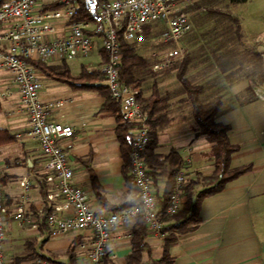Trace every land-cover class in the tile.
Here are the masks:
<instances>
[{
    "label": "crops",
    "instance_id": "obj_1",
    "mask_svg": "<svg viewBox=\"0 0 264 264\" xmlns=\"http://www.w3.org/2000/svg\"><path fill=\"white\" fill-rule=\"evenodd\" d=\"M193 9L190 21L195 12ZM225 17L226 29L220 30L214 37L218 43L211 46L208 42L207 49L203 48L195 54L202 55V58L195 64L190 61L184 76L193 84L205 86L202 96L207 100L217 96L221 98L222 106L216 120L229 125V139L236 145L230 166L249 168L228 181L221 191L203 198L198 222L189 230L176 233V240L169 247L172 264H264V99L256 97L249 89L253 84L264 86V41L261 40L264 22H257L255 28L241 22L243 31L239 32V26L235 24L239 18L236 15ZM228 18L234 23L231 24ZM249 28L255 35H251ZM242 43L245 49L240 48ZM186 50L189 51V48ZM188 51L187 56L192 59ZM54 63L51 64L58 65V62ZM179 66L153 71L154 74L147 78L149 82L142 86V97L150 96L154 82L159 93L168 96L165 116L158 118L154 152L168 154L177 150L184 161L180 170L185 172L189 182L198 174H211L214 160L211 144L197 134L193 106L178 78ZM253 79L261 83H255ZM9 83L10 75L0 70V87H10ZM42 83V99H66L51 113L50 119L77 127L69 161L75 181L88 190L95 210L110 212L132 204L136 191L129 187L123 174L125 161L116 136L115 117L112 111L101 108L105 100L103 92L97 88L74 87L45 73ZM101 83L106 85L104 80L98 84ZM217 87L225 89L216 93ZM0 107V127L15 136L14 141L0 146V182L4 200L11 211L15 210L22 200L21 180L33 175L27 211L34 212L41 205L47 189L42 179L44 156L37 142L22 140L15 135L28 128L27 117L19 108L18 95L13 93L9 98H0ZM153 181L156 193L162 195L165 179L158 177ZM130 225L113 230L114 237L120 238L113 239L109 250V258L114 264L128 262L133 237H127V234H133V226L129 228ZM164 232L162 237H157L147 228L145 242L148 249L143 251L138 264H153L162 256L167 234ZM75 239L79 243L83 237L74 232L51 235L42 223L34 228L27 223L10 221L4 238L7 264H30L39 256L22 257L31 253L44 254L58 264H70L67 249ZM74 251L72 257L76 261ZM102 264H106L105 261Z\"/></svg>",
    "mask_w": 264,
    "mask_h": 264
},
{
    "label": "built area",
    "instance_id": "obj_2",
    "mask_svg": "<svg viewBox=\"0 0 264 264\" xmlns=\"http://www.w3.org/2000/svg\"><path fill=\"white\" fill-rule=\"evenodd\" d=\"M194 0H11L0 6V70L10 75V87H0V98L18 95L20 111L27 117L28 128L16 133L22 140L37 142L44 160L42 179L46 194L36 211L28 212V191L33 175L21 180L22 200L15 210L5 203L0 182V264H7L4 248L10 221L32 227L44 224L51 235L74 232L83 240L74 248L78 264H102L109 255L113 230L142 218L148 230L157 237L165 232L156 186L148 173L144 150L151 140V126L139 102L138 90L120 79L122 40L141 44L148 27L162 21L163 29L156 37L160 53L153 71L175 65L185 57L182 38L191 31L190 13ZM100 42V63L97 68L110 92L118 101L124 119L133 127L130 133V174L138 190L136 200L110 212L93 207L87 189L75 181L69 161L74 146L76 125L50 119L65 98L44 100L41 97L43 72L33 62L51 64L88 55L96 41ZM264 64V53L262 54ZM256 97L264 99V86L254 84ZM188 178L183 170L175 176L173 191L166 207L175 214L185 199ZM133 234H127L132 237ZM30 264H58L37 257Z\"/></svg>",
    "mask_w": 264,
    "mask_h": 264
},
{
    "label": "trees",
    "instance_id": "obj_3",
    "mask_svg": "<svg viewBox=\"0 0 264 264\" xmlns=\"http://www.w3.org/2000/svg\"><path fill=\"white\" fill-rule=\"evenodd\" d=\"M9 1L10 0H0V6ZM229 1L230 3L236 4L247 0ZM196 5L199 6L195 0L193 7L195 8ZM211 12L216 13L217 9L213 10V8H209V13ZM237 22L238 21H236V23ZM237 30L241 32L239 27ZM217 40L218 39H216L214 45L218 43ZM121 53L122 59L119 65L120 79L130 87L138 90L137 98L143 105L148 122L151 126V140L144 150L148 173L153 180H157L158 177L165 179L164 193L162 195L157 194V196L161 208L160 214L165 222L162 229L166 231L167 234L164 237L162 256L153 261V264H172L173 259L169 253V247L175 242L176 233H183L198 222V212L203 198L221 191L228 181L237 177L248 169L249 166L231 168L230 160L233 152L236 150V145L231 143L229 139V125L216 120V116L222 106V100L219 96L212 100H207V98L202 96L205 91V86L203 84H193L188 77L184 76L187 66L191 61V58L187 56L186 52L185 57L180 64H178L180 65L178 69V78L186 92L187 99L193 106V115L198 124L197 134L203 136L211 144L214 170L209 175L198 174L195 178L190 179L185 186V201L182 207L175 214H167L166 207L169 203V196L173 191L175 176L184 162L177 150H172L168 154H157L154 152L157 146L158 118L165 116V109H167L169 105L168 96H162L157 89L156 82H154L152 84V93L150 96L147 98L142 97V86L144 82L147 80L148 75L152 76L154 74L151 69L153 62L150 63L146 57L137 51L135 43L122 40ZM33 63L37 69L52 79L67 83L74 87L97 88L103 92L105 100L101 108L103 110L112 111L115 117L116 136L120 142L121 154L125 161L123 174L129 187L134 188L137 195L138 190L130 174L129 159V151L131 148L130 133L133 125L124 119L121 113L120 103L111 98L107 86L102 83L98 84L103 80V75L96 72L89 73L83 68L79 75L73 76L66 60H63L59 65H47V63L38 61ZM246 72L250 73L248 71ZM249 89L253 91L252 87H249ZM14 140L15 136L8 129L0 127V146ZM96 193L100 196L98 189H96ZM132 232V251L128 257L127 264H138L143 251L148 249L147 243L145 242L147 227L142 218H138L133 225ZM77 242L78 240L75 239L67 249L70 264H76L77 261L72 257ZM33 256L52 260L50 257L41 253H31L23 256L22 259H28ZM104 261L106 264H114L109 258V255L105 256Z\"/></svg>",
    "mask_w": 264,
    "mask_h": 264
},
{
    "label": "rangeland",
    "instance_id": "obj_4",
    "mask_svg": "<svg viewBox=\"0 0 264 264\" xmlns=\"http://www.w3.org/2000/svg\"><path fill=\"white\" fill-rule=\"evenodd\" d=\"M196 2L198 3L199 6L196 5L195 8L193 9V11L195 10V12L193 13L191 19L192 29L182 38V44L184 46L185 53L188 51L186 50V48L187 47L189 48L188 54L190 53V56L192 57L191 64H195L196 62H199L200 59L202 58L201 57L202 55H195V54L201 52L203 48L207 49L208 42H210L211 46H213L214 45L213 42L216 41L214 39L216 33L218 34L220 30L226 29L224 25H226L225 20L227 19V17L224 18V16L236 15L239 19L237 20L238 22L235 24L236 25L238 24L240 31H243L241 22H244L245 25L251 28H255L257 22H264V0H247L245 2L236 3V4L230 3L229 0H196ZM209 8H213V10L217 9V12L209 13ZM228 19L230 23L232 21L231 24L234 23V21L231 18ZM148 28H149L147 31L148 35L145 42L141 44H137L136 49L140 54L145 56L148 59V61L151 63L154 62V60H156L158 54L160 53L159 51L161 46L157 42L156 37L158 36V32H160L163 29V23L162 21H157L152 23ZM251 30L253 29H250L251 35H255V32H251ZM261 40L264 41V36L261 38ZM234 42L236 44L238 43L237 40H234ZM185 45L187 47H185ZM243 46H241L240 48L245 49V45ZM100 51H101L100 42L97 40L93 50L90 51L88 55L86 56L79 55L78 57L68 59L67 63L69 65L72 75L73 76L79 75L83 68H97L101 60ZM182 60L178 61V63H176L175 65L180 64ZM60 63L61 62H59L58 65ZM54 64H47V65H54ZM95 72L100 73L97 71ZM147 80L148 81L144 82L145 84L144 86H146V83L149 82L150 79ZM253 82L261 83L259 80H254V79ZM223 89L225 88L222 87L215 88L216 93L218 92L220 93ZM208 92L211 93V91L209 90Z\"/></svg>",
    "mask_w": 264,
    "mask_h": 264
},
{
    "label": "clouds",
    "instance_id": "obj_5",
    "mask_svg": "<svg viewBox=\"0 0 264 264\" xmlns=\"http://www.w3.org/2000/svg\"><path fill=\"white\" fill-rule=\"evenodd\" d=\"M134 224L130 225L129 228H131Z\"/></svg>",
    "mask_w": 264,
    "mask_h": 264
}]
</instances>
